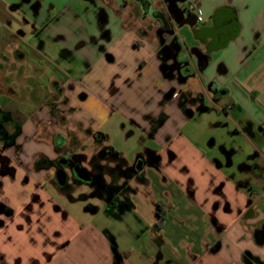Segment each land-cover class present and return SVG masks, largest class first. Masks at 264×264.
I'll list each match as a JSON object with an SVG mask.
<instances>
[{
  "label": "crops",
  "instance_id": "0c3cea01",
  "mask_svg": "<svg viewBox=\"0 0 264 264\" xmlns=\"http://www.w3.org/2000/svg\"><path fill=\"white\" fill-rule=\"evenodd\" d=\"M189 4L203 22L179 27L164 0H0V105L22 124L14 146L0 138V264H264V237L256 238L264 187L256 193L250 180L264 177V148L252 139L257 126L264 135V0H186L185 16ZM168 26L178 50L162 53ZM8 36L20 40L1 52ZM200 116L244 138L247 161H235L234 137L203 140ZM115 117L153 159L125 180L130 195L118 211L134 212L136 223L119 236L60 209L45 190L54 187L50 171L34 164L50 157L35 141L37 120L55 122L64 138L80 131L104 141L101 127ZM122 161L123 171L133 167Z\"/></svg>",
  "mask_w": 264,
  "mask_h": 264
},
{
  "label": "rangeland",
  "instance_id": "374dc122",
  "mask_svg": "<svg viewBox=\"0 0 264 264\" xmlns=\"http://www.w3.org/2000/svg\"><path fill=\"white\" fill-rule=\"evenodd\" d=\"M25 23L26 22L22 20L21 25H24ZM15 37L16 39H14ZM19 40L20 38H18L17 36H8L6 44L4 45V47H1V49H3L1 52H7V47L10 46V44L16 47V43H18ZM25 43L27 44V41H24V45ZM22 47L24 48L23 45ZM1 55L2 53H0V57ZM52 57H55L54 51L52 52ZM57 57L58 59L60 57L65 58L66 60H68V62L72 61V57L68 54L60 53V55L57 54ZM54 63L56 62H53V64ZM46 68L48 70V76L54 75L55 69L51 64H47ZM37 118H39V116H37ZM209 119L212 120L211 122L216 121L214 115H210ZM198 121L200 122V126L197 127L196 132L199 135L202 134L203 140H207L211 137H216V139L219 141L222 136L228 137L227 140L230 139V137H234L233 140L237 142L238 145V148H235V161L238 163H245L247 161V154L249 152L252 153V150L248 148L250 144L244 138L237 135L231 136V134H228L224 129L218 128L214 124L208 125L209 127L206 126V116H200ZM53 129L54 128H52L51 130L47 128L43 130L39 129L35 137V141H37V143H43L44 145H47V147L45 148L48 150V154L50 157L53 156L51 154V137L56 132ZM61 129L62 128H60V130ZM100 132L106 135L104 136V141H96L90 134H87L85 132L67 131V133H65L66 146L64 150H67L69 152L67 155L71 157H75L76 155L81 157L83 165L88 167V169L94 170V172L97 173V176L94 178V184L88 185L84 183L73 185L65 194L58 193L56 189L49 184L45 186V190L49 194V196L56 202L60 209L64 210L65 213L73 217L78 222L83 224L89 222L99 229H112L113 232L119 236L122 231L125 232V228H131L133 225H135L136 214L130 211L122 215L121 212L118 211L119 208H117V206L115 207L116 209H113L114 206L111 207L110 209H113L112 211L110 209L108 210L107 206L109 205L111 200V196H109V194L111 193L113 196H115L116 193L120 194V198L129 196V192H126L127 182L125 180L129 177L127 175L129 174L133 177H137L143 175V173L145 174V170L136 172L133 168L123 171L121 169V166L123 165H120L119 161L123 159L122 162H124L125 164L133 165L136 159L135 155L138 153H142V157L146 158L145 164L149 163L151 158L150 154L143 153V151L144 148L149 147L150 144L148 145L147 141H143L142 137H140V134H138V132L134 128H132L127 123H123L122 121L120 122L117 117L113 118L110 122L103 125ZM252 139L255 143L258 144L259 147L264 148V135L259 132L258 126L255 127V136L252 137ZM25 141V144L32 145V143H27L29 141V138H26ZM106 146L113 147V149L117 153H119L120 158L122 155V159L119 160L118 155H109L107 154L108 150H104L106 152L105 157L107 160L119 163L115 168L107 167V165L98 166L96 164V162L98 161V158L96 157L97 152H99L101 148H104ZM19 153L20 149L18 148L15 155L18 156ZM91 158L94 159L92 160V162H90ZM91 164L95 166H91ZM105 172H107L106 177H104ZM147 172L149 176H155L154 172ZM250 180L255 185L254 187L256 193H261L264 187V177L263 179H259L256 175H251ZM110 211L112 212L111 214L114 219L108 216ZM137 231V229H132V232ZM128 237L129 239L127 238V236H121L119 238V241L121 239V243L123 244L124 242H126V244L133 243V240H131L130 236ZM136 256V252H133L132 258L135 259ZM34 262L35 260L32 259L31 263ZM35 264H37V262H35Z\"/></svg>",
  "mask_w": 264,
  "mask_h": 264
},
{
  "label": "flooded vegetation",
  "instance_id": "af4514ba",
  "mask_svg": "<svg viewBox=\"0 0 264 264\" xmlns=\"http://www.w3.org/2000/svg\"><path fill=\"white\" fill-rule=\"evenodd\" d=\"M164 33L170 38L169 45L165 43V40L163 38V35L160 37V43H161V52H167L168 46H172L177 51L178 45H177V38L174 36V32L171 28V26L166 27L164 29ZM177 52L172 53V56H176ZM164 55V54H163ZM177 67L176 63H173L169 69H174ZM54 104L52 103V106ZM22 126L20 122V118L16 115H14L9 110L5 109L3 105H0V138L4 139L3 142V148L11 147L15 145L16 138L18 136V131L20 127ZM36 126H40V128L43 130L45 128L52 129L56 131L55 122H48L44 123L39 120L36 121ZM66 146V140L65 138L59 134L58 132H55L51 137V154L53 155L51 158L47 157L45 155H40L35 160L34 164L35 167L43 170V171H50L51 173V182L54 184V188L58 193L65 194L67 193L68 189L71 188L73 185L78 184H94L95 177L97 176V173L94 172L92 169H88L85 165H83L81 161V157L76 155L75 157H71L67 155L69 152L67 150H64ZM100 150L97 154V158H102L105 156V151ZM67 152V153H66ZM75 155V154H74ZM94 160L93 158L90 159V162ZM153 159H150L149 163H146V160L143 159L141 156H138L135 159V163L133 164V169L136 172L143 171L144 167L148 164H152ZM89 162V163H90ZM98 165V164H97ZM91 166H95L92 165ZM99 166V165H98ZM80 168H83L87 171L89 180L88 181H81L79 177V170ZM57 173L59 174V177H57ZM63 174L65 175V179L63 181V184L61 185L59 183V178L61 179L63 177ZM129 176V174L127 175ZM127 187V186H126ZM120 194H115L113 196L111 193L109 196H111V200L109 205L107 206V209L109 210L113 206H117V208L122 209L126 206V198H120ZM91 210V209H90ZM3 212V210H2ZM264 237V229L261 228L256 234V238L258 240H261Z\"/></svg>",
  "mask_w": 264,
  "mask_h": 264
},
{
  "label": "water",
  "instance_id": "95a60500",
  "mask_svg": "<svg viewBox=\"0 0 264 264\" xmlns=\"http://www.w3.org/2000/svg\"><path fill=\"white\" fill-rule=\"evenodd\" d=\"M164 2L167 4V10L168 12L173 16L176 24L179 27H182L184 25H187L188 27H192L196 23V16L194 14H187L185 16L184 10L179 7L180 4H183L186 2V0H164ZM175 61L177 63V59L175 58ZM79 177L81 181H88L89 177L87 174V171L83 168H80L78 171ZM57 177H59V174L57 173ZM65 179V175L63 174V177L59 178V183L62 185L63 181ZM3 207L0 206V213L2 212ZM114 253V257L116 261H120V256L116 253L115 249H112Z\"/></svg>",
  "mask_w": 264,
  "mask_h": 264
},
{
  "label": "built area",
  "instance_id": "2783aa9c",
  "mask_svg": "<svg viewBox=\"0 0 264 264\" xmlns=\"http://www.w3.org/2000/svg\"><path fill=\"white\" fill-rule=\"evenodd\" d=\"M187 13H193L195 10L197 12V14H194L196 16V20L197 22H203V16H202V12L201 10H199V8H197V6H195L194 4H189L186 8H185ZM177 95H173V97H176Z\"/></svg>",
  "mask_w": 264,
  "mask_h": 264
}]
</instances>
